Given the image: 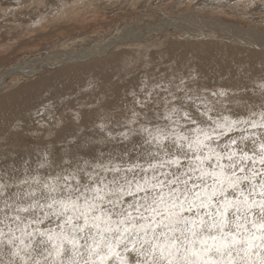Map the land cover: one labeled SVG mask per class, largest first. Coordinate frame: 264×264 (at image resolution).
Returning a JSON list of instances; mask_svg holds the SVG:
<instances>
[{"label":"snow or ice","instance_id":"snow-or-ice-1","mask_svg":"<svg viewBox=\"0 0 264 264\" xmlns=\"http://www.w3.org/2000/svg\"><path fill=\"white\" fill-rule=\"evenodd\" d=\"M157 87L155 122L133 111L74 154L0 168V264H264V76L248 98Z\"/></svg>","mask_w":264,"mask_h":264},{"label":"rangeland","instance_id":"rangeland-1","mask_svg":"<svg viewBox=\"0 0 264 264\" xmlns=\"http://www.w3.org/2000/svg\"><path fill=\"white\" fill-rule=\"evenodd\" d=\"M248 3L20 0L18 6L0 0V168H20L26 158L34 168L44 151L53 160L64 151L74 154L85 141L120 131L133 111L141 123L155 122L167 95L158 85L177 97L191 89L211 100L223 89L248 98L264 76V0ZM113 40L99 55L56 67L46 63ZM61 77H67V90L58 86ZM147 91L152 102L141 108L131 93L143 100Z\"/></svg>","mask_w":264,"mask_h":264},{"label":"bare ground","instance_id":"bare-ground-1","mask_svg":"<svg viewBox=\"0 0 264 264\" xmlns=\"http://www.w3.org/2000/svg\"><path fill=\"white\" fill-rule=\"evenodd\" d=\"M123 38V40H125V37H122ZM119 40V39H118ZM122 41V40H121ZM119 42V41H118ZM114 43H116V41L114 42V40L113 41H111V42H109V41H107V42H104L101 46H97L98 48L96 49V50H90V51H84V52H79L78 54H72L71 53V55H66V54H64L62 57H57L58 59H56V58H54L51 62L50 61H46V63H49L50 65H55V67L56 66H58V65H60L61 63H63V62H66V64L67 63H74V62H78V61H80L81 59H83V58H88V57H90V56H95V55H99V54H101V53H103L106 49H108L112 44H114ZM100 45V44H99ZM105 49V50H104ZM76 53V52H75ZM56 59V60H55ZM50 60V59H49ZM247 60H249V59H247ZM249 62V61H248ZM65 64V63H64ZM62 65V64H61ZM71 69V68H70ZM68 70V69H67ZM70 71V70H69ZM63 72H64V70H63ZM66 72H68V71H66ZM77 72V71H76ZM238 72V71H237ZM242 72V71H241ZM80 73V72H79ZM78 73V74H79ZM73 74V73H72ZM83 75L85 74V73H82ZM239 74H242V73H239ZM257 74V73H256ZM68 75V74H67ZM242 75H244V73L242 74ZM72 76V75H71ZM71 76H69V77H71ZM244 76H246V75H244ZM243 76V77H244ZM246 77H248V76H246ZM67 78V77H66ZM66 78H58V80H59V82L60 81H63L62 83H60V84H58V86H61L62 88H63V90H67V84L66 83H64V81L66 80ZM74 78V77H73ZM79 78H81V76L79 77ZM86 77L84 76V79H85ZM83 79V78H82ZM70 80V79H69ZM76 80V79H75ZM81 79H79V81H80ZM72 81H74V80H72ZM4 82V79H2L1 81H0V85L2 84ZM53 82V81H52ZM70 82H71V80L70 81H67V83L68 84H70ZM72 83V82H71ZM57 85V84H56ZM44 87V86H43ZM107 103V102H106ZM125 106V105H124ZM123 112V111H122ZM49 113V112H48ZM14 125V124H13ZM16 129V128H15ZM63 130V129H62ZM5 131V130H4ZM37 132V131H36ZM63 132V131H62ZM70 133V132H69ZM1 135V134H0ZM82 135V134H81ZM45 136V135H44ZM80 136V135H79ZM78 136V137H79ZM82 137H84V135H82ZM50 138V137H49ZM79 138H81V136L79 137ZM83 140H84V138H83ZM85 141V140H84ZM82 143H83V141H82ZM50 144V143H49ZM79 145V144H78ZM61 146V145H60ZM73 147V146H72ZM25 151V150H24ZM51 152V151H50ZM27 156V155H26ZM27 159V158H26ZM33 160H34V158H33ZM18 163V162H17ZM21 163H23V161H21ZM15 165V164H14ZM22 165V164H21ZM15 167H17V168H19V165L17 164V165H15Z\"/></svg>","mask_w":264,"mask_h":264}]
</instances>
